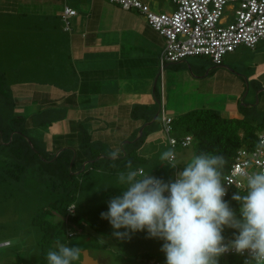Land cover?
Returning <instances> with one entry per match:
<instances>
[{
  "label": "crops",
  "instance_id": "1",
  "mask_svg": "<svg viewBox=\"0 0 264 264\" xmlns=\"http://www.w3.org/2000/svg\"><path fill=\"white\" fill-rule=\"evenodd\" d=\"M142 1L161 14L176 9L173 0ZM33 7L43 9L48 26L30 51L35 76L9 86L14 115L47 155L71 151L76 175L130 154L153 161L159 155L143 150L154 136H164V117L210 109L224 118L264 120V41L254 50L240 47L220 66L206 57L162 65L166 39L138 11L102 0H0V14ZM66 7L77 11L70 30L63 21ZM85 141L102 149L99 160L87 158ZM117 150L112 159L109 153ZM183 155L177 154V166ZM156 163L170 173L164 180L174 181L166 162Z\"/></svg>",
  "mask_w": 264,
  "mask_h": 264
},
{
  "label": "rangeland",
  "instance_id": "2",
  "mask_svg": "<svg viewBox=\"0 0 264 264\" xmlns=\"http://www.w3.org/2000/svg\"><path fill=\"white\" fill-rule=\"evenodd\" d=\"M43 16V9L39 7L0 14V73L7 91L13 81L35 76L32 58L36 55L30 51L36 50V42L43 40L45 35V30H40L48 26ZM57 22L60 26L59 19ZM250 52H247V58L252 56ZM0 112L8 122L14 110L3 101ZM257 121L252 120L254 124ZM163 135L154 136L144 147L145 155L151 152L159 155L153 161L160 160V155L171 149L168 148V136ZM193 155L192 147L184 150L179 164L184 165ZM8 159L6 146L0 151V264H47L46 254L55 248L57 241L81 248V258L74 264H82L86 251L99 264H149V257L151 261L166 257L161 250L165 243L162 239L150 238L147 230L117 238L110 222L101 218V213L108 211L109 201L122 194L124 186L118 182V173L126 170L127 161L131 160L134 168H143L146 174L163 181L166 176L171 179L165 166L161 168L158 163L153 165L149 159L132 155L117 162L103 161L96 169L80 175H76L79 172L76 169L72 172L75 181L59 183L48 178L47 171L38 162L18 173L7 164ZM166 167L170 172L175 170L167 163ZM67 186L74 190L72 206L78 210L73 216L79 226L68 218L71 215L66 208L64 191Z\"/></svg>",
  "mask_w": 264,
  "mask_h": 264
},
{
  "label": "clouds",
  "instance_id": "3",
  "mask_svg": "<svg viewBox=\"0 0 264 264\" xmlns=\"http://www.w3.org/2000/svg\"><path fill=\"white\" fill-rule=\"evenodd\" d=\"M109 155L118 158V150ZM160 160L171 168L178 165L174 149L164 151ZM225 164L223 155L204 152L193 156L174 181L165 182L134 168L129 160L126 170L118 173L122 194L109 201L101 218L110 222L117 238L147 230L150 238L165 241L161 250L166 264H219V257L230 250L247 251L250 259L245 264H264V171H239L246 194L232 197L241 204L242 219H238L224 200ZM225 227L238 231L228 243ZM81 254L80 247L57 241L45 259L47 264H74Z\"/></svg>",
  "mask_w": 264,
  "mask_h": 264
},
{
  "label": "built area",
  "instance_id": "4",
  "mask_svg": "<svg viewBox=\"0 0 264 264\" xmlns=\"http://www.w3.org/2000/svg\"><path fill=\"white\" fill-rule=\"evenodd\" d=\"M119 5L122 9L138 11L146 17L148 24L166 39V47L161 55V64L177 63L189 57L210 58L215 65H222L224 58L240 47L254 50L264 41V0H173L176 9L171 14L153 11L142 0H102ZM77 11L66 7L63 21L70 30V19ZM164 130L171 149L176 155L179 149L192 147V136L177 139L171 135L172 118L164 117ZM259 146L254 150L242 148L225 177L226 198L232 189L246 190V181L239 176L241 169L249 172L264 171V130L258 133ZM179 172L176 167V174ZM70 215L75 207L68 208ZM72 237L73 234H70ZM236 257L244 262L249 253L230 250L221 258ZM149 264H161L159 260Z\"/></svg>",
  "mask_w": 264,
  "mask_h": 264
},
{
  "label": "trees",
  "instance_id": "5",
  "mask_svg": "<svg viewBox=\"0 0 264 264\" xmlns=\"http://www.w3.org/2000/svg\"><path fill=\"white\" fill-rule=\"evenodd\" d=\"M3 80L4 77L0 73V110L3 101L6 104H10L14 110L15 104L12 95L9 89L8 91L4 89L5 82ZM172 128L171 135L177 139L192 136L193 156L204 152L223 155L226 158V164L223 169L225 178L240 149L246 148L254 150L258 148V133L264 129V120L262 123L254 124L247 118L229 119L222 117L220 113L214 110L199 109L188 112L177 118H172ZM30 136H33V132L27 128L25 120L15 116L13 112L11 119L5 122L0 112V141L2 139V142H0V151L6 148V146L8 147L9 159L7 164H9L12 169L17 170L18 173L19 171L24 172L27 167L34 166L35 163L38 162L45 168L47 177L51 180H57L59 183L63 181H75L74 175L72 174V172L76 170L75 162L70 168L73 153L71 151H65L54 159L55 155H47ZM143 139L144 136L141 137L137 143L142 142ZM86 147L88 148L86 152L87 158L91 161L103 155L102 149L90 146L88 142L85 141L83 148ZM182 151L183 150L179 149V152ZM131 155L132 154H130L128 158ZM103 161L117 162L119 160H101L92 164L91 167L96 168L97 164ZM184 165L178 166L179 172L183 170ZM175 173L176 168L172 174L175 175ZM64 191L66 193L65 199L68 203L66 208L68 209L75 202V195H73L74 190H72L70 186H67V188H64ZM234 194L243 195L246 194V190L232 189L229 195L224 198L234 210L236 217L242 219L240 212L241 204L232 199ZM68 218L75 223V225L79 226L76 216L71 215L68 216ZM237 234L238 231L236 229L225 227L223 232L225 242L228 243L232 241ZM149 260L151 261L150 257ZM159 261L161 264H166V257L160 258ZM219 264H245V262L236 257H219Z\"/></svg>",
  "mask_w": 264,
  "mask_h": 264
},
{
  "label": "water",
  "instance_id": "6",
  "mask_svg": "<svg viewBox=\"0 0 264 264\" xmlns=\"http://www.w3.org/2000/svg\"><path fill=\"white\" fill-rule=\"evenodd\" d=\"M160 113V112H159ZM156 118H157V116H156ZM156 118H155V120H156ZM142 132H143V130H141V134H142ZM32 146V145H31ZM124 156H125V152H124ZM123 156V157H124ZM57 158V156H55V159ZM122 158V157H121ZM113 159V158H112ZM97 160H99V158L97 159ZM74 161H75V155H74V157H73V159H72V161H71V167H72V165H73V163H74ZM82 264H99L97 261H95L90 255H89V252L88 251H86V252H84V254H83V261H82Z\"/></svg>",
  "mask_w": 264,
  "mask_h": 264
}]
</instances>
